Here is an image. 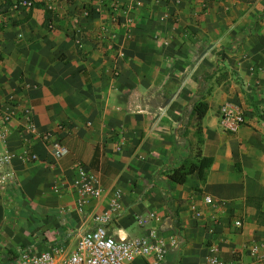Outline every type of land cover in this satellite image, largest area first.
Masks as SVG:
<instances>
[{
  "label": "crops",
  "instance_id": "obj_1",
  "mask_svg": "<svg viewBox=\"0 0 264 264\" xmlns=\"http://www.w3.org/2000/svg\"><path fill=\"white\" fill-rule=\"evenodd\" d=\"M25 1L0 0V96L16 111L0 139V156L13 155L0 168V264L19 247L93 228L114 193L121 210L109 233L139 236L154 226L165 264H207L214 249L233 264L263 257L264 0H28L32 9ZM197 100L208 104L200 122ZM226 104L245 118L235 133L219 126ZM26 111L38 132L65 126V156L54 160L34 138L40 159L27 160ZM197 151L213 159L205 178L170 180ZM76 162L106 191L83 212L69 185ZM7 171L14 184L1 183ZM149 212L160 221L137 226L134 215ZM251 242L262 244L256 257Z\"/></svg>",
  "mask_w": 264,
  "mask_h": 264
},
{
  "label": "built area",
  "instance_id": "obj_2",
  "mask_svg": "<svg viewBox=\"0 0 264 264\" xmlns=\"http://www.w3.org/2000/svg\"><path fill=\"white\" fill-rule=\"evenodd\" d=\"M156 3L164 0H154ZM23 5L28 9L34 7L33 2L25 1ZM88 16V12H84ZM75 20V19H74ZM48 30L55 29L53 19L46 20ZM113 49V47H112ZM123 54L117 52V58ZM16 117V111L10 99L0 96V139H3L8 131V126ZM245 118L241 111L231 105H224L220 109V128L228 133H235L244 124ZM24 133L29 137L23 140V150L30 162L40 159L35 150L34 138L38 139L47 149L54 160H58L67 154V148L61 143L59 133L65 129L59 124L55 130L38 132L31 114L26 111L24 114ZM13 155L6 152L0 156V168L11 165ZM72 177L69 181L72 193L76 196V204L79 212L92 201H98L105 194L99 176L91 171L81 162H76L70 168ZM16 177L13 171H7L1 178L2 184H14ZM60 188V187H59ZM55 187V189H58ZM207 205H217L211 196L203 197ZM109 207L94 216L93 228L72 233L69 239L61 242L49 243L39 248L35 244L19 247L10 262L4 264H165L166 250L164 241L158 235L157 229L153 226L146 234L139 236H120L109 233V226L116 221L120 209L119 193H114L109 202ZM193 217L201 219L203 211L195 203L190 205ZM137 226L145 227L149 222H159L160 217L149 212L146 216L134 215ZM235 226L242 227L240 220L235 221ZM210 232H215L214 226H209ZM262 244L251 242L246 249L257 256ZM207 264H233L222 260L213 250ZM254 264H264V256L257 259Z\"/></svg>",
  "mask_w": 264,
  "mask_h": 264
},
{
  "label": "trees",
  "instance_id": "obj_3",
  "mask_svg": "<svg viewBox=\"0 0 264 264\" xmlns=\"http://www.w3.org/2000/svg\"><path fill=\"white\" fill-rule=\"evenodd\" d=\"M239 1L246 4H251L256 2L257 0H239ZM208 75H209L208 72L204 73V77ZM193 108L198 122L202 121V119L204 118V116L208 111V104L205 101L197 100V102L193 104ZM201 142L202 140L200 138L199 143ZM197 158L198 160L196 163H190V164L182 163L179 167L172 169L168 174V178L177 184H184L188 176L197 172L199 176L202 179H204L207 171L212 165L213 159L211 157L202 156V153L200 151H197Z\"/></svg>",
  "mask_w": 264,
  "mask_h": 264
},
{
  "label": "rangeland",
  "instance_id": "obj_4",
  "mask_svg": "<svg viewBox=\"0 0 264 264\" xmlns=\"http://www.w3.org/2000/svg\"><path fill=\"white\" fill-rule=\"evenodd\" d=\"M195 147H196V150L199 149V144H198V142L196 143ZM112 224H113V223H112ZM112 224H111V225H112Z\"/></svg>",
  "mask_w": 264,
  "mask_h": 264
}]
</instances>
